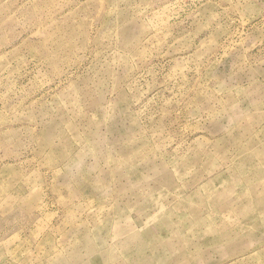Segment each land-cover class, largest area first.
I'll list each match as a JSON object with an SVG mask.
<instances>
[{
	"label": "rangeland",
	"instance_id": "374dc122",
	"mask_svg": "<svg viewBox=\"0 0 264 264\" xmlns=\"http://www.w3.org/2000/svg\"><path fill=\"white\" fill-rule=\"evenodd\" d=\"M0 264H264V0H0Z\"/></svg>",
	"mask_w": 264,
	"mask_h": 264
}]
</instances>
